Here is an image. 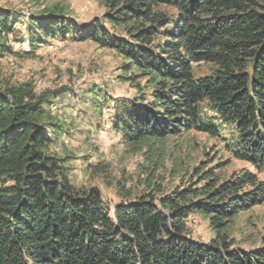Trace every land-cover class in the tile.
<instances>
[{"label":"trees","instance_id":"1","mask_svg":"<svg viewBox=\"0 0 264 264\" xmlns=\"http://www.w3.org/2000/svg\"><path fill=\"white\" fill-rule=\"evenodd\" d=\"M102 2L87 24L57 6L0 12V59L20 53L12 39H27L30 53L92 42L123 60L117 81L135 89L117 99L91 88L73 104L31 81L0 85V264H264V242L243 249L230 233L264 202V0ZM106 124L130 147L191 131L221 138L228 161L246 166L223 179L225 164L209 159L166 192L157 161L139 185L118 181L112 204L100 187L73 182L67 146ZM192 215L208 219V241L191 234Z\"/></svg>","mask_w":264,"mask_h":264},{"label":"rangeland","instance_id":"2","mask_svg":"<svg viewBox=\"0 0 264 264\" xmlns=\"http://www.w3.org/2000/svg\"><path fill=\"white\" fill-rule=\"evenodd\" d=\"M54 6L62 8L67 17L74 18L80 24L90 23L94 18L102 16L106 10L102 0H0V12L22 13L26 16ZM21 28L18 27L19 30ZM11 43L20 53L0 59V85L31 81L38 93L61 91L68 98L66 102L73 104H79L82 101L81 96L91 88L111 90L117 99L126 98L135 92L128 83L117 81V76L121 73L119 66L123 60L110 50L98 48L92 42L53 40L47 45L37 47L32 53L25 52L29 50L27 39L21 43L12 39ZM111 112L110 108H105L103 122H110ZM204 112L211 115L207 110ZM102 128H93L91 139H81L67 146L75 157L71 161L73 182L86 188L100 187L104 197L112 204L118 201L115 186L118 181L128 187L132 183L139 185L140 178L144 177L143 170L157 161V166L165 174L166 192L195 179L197 168L208 164L206 162L209 159L216 158L212 165L219 162L225 164L217 168L223 179L246 166L237 160L228 161V153L221 149V138L215 140L196 131L176 138L168 137L152 147H130L121 141L120 135L110 130V124L102 125ZM221 129L226 136L232 133L230 127L222 126ZM87 164L92 167H87ZM97 169L101 171L98 174L95 173ZM189 228L196 239L204 242L214 235L208 219L204 216L192 215ZM230 229L231 236L243 249L262 245L264 202L237 215Z\"/></svg>","mask_w":264,"mask_h":264},{"label":"built area","instance_id":"3","mask_svg":"<svg viewBox=\"0 0 264 264\" xmlns=\"http://www.w3.org/2000/svg\"><path fill=\"white\" fill-rule=\"evenodd\" d=\"M28 48V47H27Z\"/></svg>","mask_w":264,"mask_h":264}]
</instances>
